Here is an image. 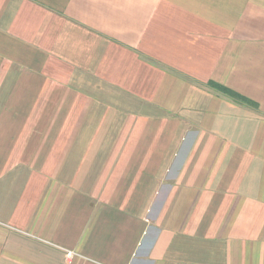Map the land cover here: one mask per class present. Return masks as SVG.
<instances>
[{"label": "crops", "instance_id": "1", "mask_svg": "<svg viewBox=\"0 0 264 264\" xmlns=\"http://www.w3.org/2000/svg\"><path fill=\"white\" fill-rule=\"evenodd\" d=\"M0 264H264V0H0Z\"/></svg>", "mask_w": 264, "mask_h": 264}, {"label": "trees", "instance_id": "2", "mask_svg": "<svg viewBox=\"0 0 264 264\" xmlns=\"http://www.w3.org/2000/svg\"><path fill=\"white\" fill-rule=\"evenodd\" d=\"M220 91L223 92L225 95L229 96L230 98L234 99L235 101H238L239 103L241 102V103L250 105L248 100L241 97L240 95L235 94L234 92H231L228 90L225 91V89H221V88H220Z\"/></svg>", "mask_w": 264, "mask_h": 264}, {"label": "built area", "instance_id": "3", "mask_svg": "<svg viewBox=\"0 0 264 264\" xmlns=\"http://www.w3.org/2000/svg\"><path fill=\"white\" fill-rule=\"evenodd\" d=\"M71 255H72V254L70 253V254H69V257H71Z\"/></svg>", "mask_w": 264, "mask_h": 264}]
</instances>
